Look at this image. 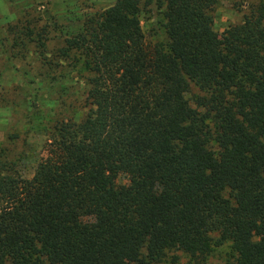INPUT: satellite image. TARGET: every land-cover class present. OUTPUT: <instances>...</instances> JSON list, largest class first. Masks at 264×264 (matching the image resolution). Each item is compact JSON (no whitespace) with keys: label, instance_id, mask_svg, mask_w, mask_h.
<instances>
[{"label":"trees","instance_id":"obj_1","mask_svg":"<svg viewBox=\"0 0 264 264\" xmlns=\"http://www.w3.org/2000/svg\"><path fill=\"white\" fill-rule=\"evenodd\" d=\"M215 4L117 0L66 40L90 109L58 122L32 178L0 162V264H205L218 243L264 264V0L223 38ZM152 5L165 44L146 39Z\"/></svg>","mask_w":264,"mask_h":264},{"label":"rangeland","instance_id":"obj_2","mask_svg":"<svg viewBox=\"0 0 264 264\" xmlns=\"http://www.w3.org/2000/svg\"><path fill=\"white\" fill-rule=\"evenodd\" d=\"M117 0H0V162H7L24 178H32L58 122L82 121L88 114L87 92L92 79L80 53L64 56L66 40L82 31L88 15L103 12ZM258 0H216L214 28L220 37L242 23ZM163 10V9H162ZM156 6L144 7L142 27L152 44L168 41L164 16ZM38 93L37 102L32 92ZM192 86L187 94L192 106ZM128 182L125 176L119 184ZM214 237L218 236L214 234ZM229 244H217L205 264H226ZM187 261L181 251L173 258Z\"/></svg>","mask_w":264,"mask_h":264}]
</instances>
